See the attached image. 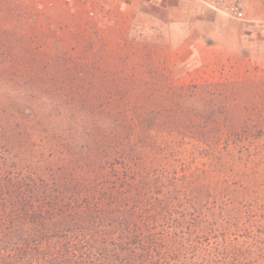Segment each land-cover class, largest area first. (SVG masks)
I'll list each match as a JSON object with an SVG mask.
<instances>
[{
  "label": "rangeland",
  "instance_id": "rangeland-1",
  "mask_svg": "<svg viewBox=\"0 0 264 264\" xmlns=\"http://www.w3.org/2000/svg\"><path fill=\"white\" fill-rule=\"evenodd\" d=\"M255 5L244 21L224 17L235 42H218L141 4L98 21L75 2L0 0V216L126 225L149 234L157 264H197L233 243L264 258Z\"/></svg>",
  "mask_w": 264,
  "mask_h": 264
},
{
  "label": "trees",
  "instance_id": "trees-1",
  "mask_svg": "<svg viewBox=\"0 0 264 264\" xmlns=\"http://www.w3.org/2000/svg\"><path fill=\"white\" fill-rule=\"evenodd\" d=\"M49 212L40 209L26 213L23 207H15L8 216L4 211L0 216V264H157V256L146 257L157 254L149 234L144 238L138 231L126 235V225L122 224L110 225L103 232L94 229L95 225L75 224L64 217L54 223L44 218L51 216ZM234 237L240 238L238 234ZM194 246L199 254L206 252L201 238L195 239ZM263 263L261 253H253L246 243H233L229 248L224 245L209 250L197 264Z\"/></svg>",
  "mask_w": 264,
  "mask_h": 264
},
{
  "label": "crops",
  "instance_id": "crops-1",
  "mask_svg": "<svg viewBox=\"0 0 264 264\" xmlns=\"http://www.w3.org/2000/svg\"><path fill=\"white\" fill-rule=\"evenodd\" d=\"M122 2L125 4L129 3L130 12H136L134 7L136 4L153 9V13L150 16L154 18L175 19L184 16V23L188 22V18H193L192 25L198 26L207 38L212 37L220 42L233 34V41L235 42L236 33L231 31L229 21L220 15L204 10L196 0H123ZM252 4H256L254 6V15L264 18V0H254ZM134 17H140L139 13H135ZM258 42L260 48H264V39Z\"/></svg>",
  "mask_w": 264,
  "mask_h": 264
},
{
  "label": "built area",
  "instance_id": "built-area-1",
  "mask_svg": "<svg viewBox=\"0 0 264 264\" xmlns=\"http://www.w3.org/2000/svg\"><path fill=\"white\" fill-rule=\"evenodd\" d=\"M67 4L78 3L82 6L86 15L90 18L106 20L109 17L114 4L123 0H62ZM204 10L222 17L244 21L249 5L254 0H196Z\"/></svg>",
  "mask_w": 264,
  "mask_h": 264
}]
</instances>
